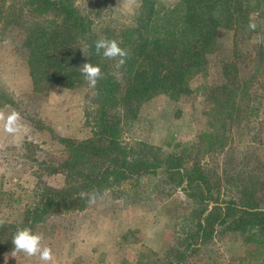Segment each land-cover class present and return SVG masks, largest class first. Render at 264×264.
Wrapping results in <instances>:
<instances>
[{
	"label": "rangeland",
	"instance_id": "obj_1",
	"mask_svg": "<svg viewBox=\"0 0 264 264\" xmlns=\"http://www.w3.org/2000/svg\"><path fill=\"white\" fill-rule=\"evenodd\" d=\"M71 1L82 14H92L109 29L133 25V11L139 5L138 0ZM175 1L155 3L169 7ZM259 6L264 8V0ZM27 7L26 0H0V94L7 97L0 112H18L23 125L20 133L9 134L0 122V219L10 234L22 229L25 210L39 206L31 194L37 183L53 188L63 185V171L57 164L66 146L59 138H89L97 107L88 86L69 89L39 84L33 88L23 40L35 12L28 13ZM22 19L25 26L18 24ZM250 19L258 24L255 31L248 29ZM238 31L233 38V30L219 29L214 49L189 81V92L174 99L158 94L143 102L137 118L121 135L129 143L140 140L156 146L165 156H181L179 171L160 167L112 182L102 189L96 205L48 209L40 220L30 223L34 233H43L55 264H159L177 240H195L201 205L236 200L235 183L245 185V192H251L248 200L264 208V57L258 58L260 48L264 53V10L249 14ZM228 60L235 63L237 77L244 81L232 92L235 106L243 113L231 130L210 126L213 119L207 113L210 104L205 94L206 87L215 92L222 83L221 61ZM258 60L262 67L257 66ZM194 163L211 185L203 193L206 202L187 196L185 177ZM224 225L215 224L217 231L201 240L194 261L264 264L262 237L256 238V244L246 242L247 234L226 231ZM10 234L11 243L0 252V264H38L37 258L23 253L11 256Z\"/></svg>",
	"mask_w": 264,
	"mask_h": 264
},
{
	"label": "trees",
	"instance_id": "obj_2",
	"mask_svg": "<svg viewBox=\"0 0 264 264\" xmlns=\"http://www.w3.org/2000/svg\"><path fill=\"white\" fill-rule=\"evenodd\" d=\"M137 2L133 25L109 29L97 23L92 14H82L71 0H26L28 13L35 12L23 40L33 88L38 89L39 84L91 88L79 71L86 62L100 66L104 78L91 88L97 102L91 136L80 141L59 138L66 146L65 155L57 164L63 171L64 183L59 188L37 183L31 194L39 206L24 211L19 227L29 228L48 209L81 207L86 203L81 193H100L112 182L160 167L179 171L181 156H165L156 146L140 140L129 143L121 135L129 130L143 102L158 94L174 99L189 92V81L205 64L206 54L214 49L219 29L233 30L235 38L249 14L264 10L259 8L260 0H176L169 7L157 6L156 0ZM95 6L99 7V3ZM21 22L25 26L26 20L22 19L20 26ZM102 38L115 39L128 51L129 58L122 68L116 69L114 61L95 54L94 42ZM235 43L232 42L233 49ZM80 48L85 49L87 57ZM259 57H264L261 48ZM257 66L262 67L261 61ZM220 69L224 80L216 91L205 88L210 104L207 113L213 119L210 126L231 130L243 113L235 106L232 92L244 81L237 77L233 61H221ZM6 98L0 94V105ZM191 166L185 177L187 196L206 202L203 193L211 185L196 163ZM233 186L236 200L219 199L212 205H201L195 240H177L159 264H198L193 256L198 253L201 240L217 231L215 224H225L224 230L229 232L247 234L246 242L252 240L256 244L258 236L264 240V208L248 200L251 192H245V185ZM16 231L11 232L10 239ZM9 234L4 226L0 227V252L6 250Z\"/></svg>",
	"mask_w": 264,
	"mask_h": 264
},
{
	"label": "clouds",
	"instance_id": "obj_3",
	"mask_svg": "<svg viewBox=\"0 0 264 264\" xmlns=\"http://www.w3.org/2000/svg\"><path fill=\"white\" fill-rule=\"evenodd\" d=\"M257 27L258 24L255 20L250 19L248 29L250 31H255ZM80 49L84 56H86L85 49ZM94 50L96 55H102L106 60L114 61V67L116 69L122 68L129 58L128 51L121 48L119 42L115 39L102 38L95 41ZM79 71L91 88H96L98 82L104 78L100 66L94 65L93 63H83ZM21 119L18 112H12L8 115L0 112V122H2L4 131L9 134H17L23 130ZM80 195L81 198L85 199L88 206L96 205L97 201L102 198L98 191L81 193ZM4 224L5 221L0 219V227H3ZM44 239L43 233H34L30 228L17 229L12 238L14 248L11 252V256L16 258L18 254L23 253L26 257L37 258L38 264H55L53 251L43 243Z\"/></svg>",
	"mask_w": 264,
	"mask_h": 264
}]
</instances>
